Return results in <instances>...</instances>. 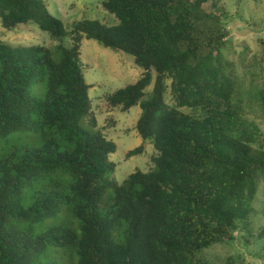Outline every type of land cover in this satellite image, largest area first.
<instances>
[{"label":"trees","instance_id":"trees-1","mask_svg":"<svg viewBox=\"0 0 264 264\" xmlns=\"http://www.w3.org/2000/svg\"><path fill=\"white\" fill-rule=\"evenodd\" d=\"M243 1L230 13L220 0H101L116 23L84 18L67 29L44 0H0L3 28L35 24L58 40L0 38V264H216L208 249L252 236L264 86L250 83L259 86L264 39L252 61L241 58L242 75L225 54L236 22L246 23ZM83 39L141 69L105 98L122 111L140 105L135 127L155 167L120 184L116 143L97 126L82 72Z\"/></svg>","mask_w":264,"mask_h":264},{"label":"rangeland","instance_id":"rangeland-1","mask_svg":"<svg viewBox=\"0 0 264 264\" xmlns=\"http://www.w3.org/2000/svg\"><path fill=\"white\" fill-rule=\"evenodd\" d=\"M48 10L60 19L70 29L71 25L81 19H98L107 23H116L112 14L105 11L101 0H44ZM221 4L227 6L228 11L237 9L235 0H220ZM244 0L240 4L246 23L237 21V26L231 34L232 41L229 49L225 50L227 57L238 62V70L244 73L240 60L245 57L247 62L252 61L255 54H259L262 44L256 37L264 39V0ZM258 3V4H257ZM256 7L253 11V8ZM253 17V25H249V19ZM248 22V23H247ZM259 24V25H258ZM233 27V25H232ZM0 38L12 45L41 43L54 47L58 40L48 32L41 30L35 24H20L13 29H5L0 24ZM68 46L71 42L70 35L63 38ZM82 72L87 83L91 85L89 96L92 110L97 118V126L107 132L108 138L116 143V151L110 155L115 162L116 169L112 175L117 183H122L126 177L136 170L148 172L155 167L151 156L155 153L152 143L144 142L136 130V122L141 114L140 105H134L127 111L120 107L111 108L106 101V95L117 89L135 82L141 69L134 64L132 56L123 51L105 47L94 39H83L80 47ZM170 79H166L165 101L174 105L170 92ZM251 85V90H257L264 86V70L259 74V86ZM153 88L151 82L145 89L148 98ZM40 89L38 88V91ZM250 106L246 103L245 110ZM189 112L190 110H186ZM255 119V118H254ZM256 120V119H255ZM258 124L264 126V119L258 118ZM144 143L142 153L127 157L126 153L136 146ZM254 216L251 222L252 236L245 232L237 235L235 240L216 244L205 252V257L216 264H264V179L259 186L256 197L253 200ZM253 215V214H252ZM251 215V216H252ZM243 236H246L244 239Z\"/></svg>","mask_w":264,"mask_h":264}]
</instances>
